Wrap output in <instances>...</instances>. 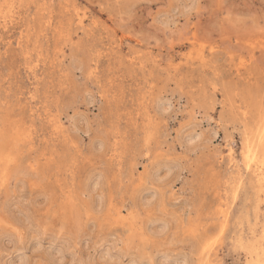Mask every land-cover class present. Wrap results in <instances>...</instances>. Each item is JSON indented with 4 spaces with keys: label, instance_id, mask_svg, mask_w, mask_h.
<instances>
[{
    "label": "rangeland",
    "instance_id": "rangeland-1",
    "mask_svg": "<svg viewBox=\"0 0 264 264\" xmlns=\"http://www.w3.org/2000/svg\"><path fill=\"white\" fill-rule=\"evenodd\" d=\"M0 264H264V0H0Z\"/></svg>",
    "mask_w": 264,
    "mask_h": 264
},
{
    "label": "bare ground",
    "instance_id": "bare-ground-1",
    "mask_svg": "<svg viewBox=\"0 0 264 264\" xmlns=\"http://www.w3.org/2000/svg\"><path fill=\"white\" fill-rule=\"evenodd\" d=\"M258 163V162H257ZM261 164H262V162H261ZM261 166V165H260ZM261 170H262V167H261Z\"/></svg>",
    "mask_w": 264,
    "mask_h": 264
}]
</instances>
